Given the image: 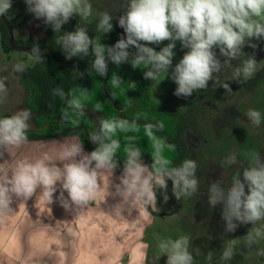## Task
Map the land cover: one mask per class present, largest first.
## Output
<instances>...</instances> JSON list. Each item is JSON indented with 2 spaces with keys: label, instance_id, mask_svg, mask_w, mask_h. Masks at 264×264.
Wrapping results in <instances>:
<instances>
[{
  "label": "clouds",
  "instance_id": "obj_1",
  "mask_svg": "<svg viewBox=\"0 0 264 264\" xmlns=\"http://www.w3.org/2000/svg\"><path fill=\"white\" fill-rule=\"evenodd\" d=\"M26 11L35 19L50 26L55 34H60L57 43L62 47L66 60L78 56H91V71L101 77L108 74V64L117 66L130 63L135 68L144 66V78L155 81L162 74L169 75L176 84L174 95L191 97L197 90L205 89L214 74L230 70V80L241 83L251 78L257 68L255 53H246L247 46L256 49L253 41H264V0H126L121 14L115 18L109 11L99 13L97 31L103 34L113 30V20L123 29V35L114 45L101 43L97 37H90L83 26H76L74 31H62L72 18L79 17L87 21L93 14L90 0H23ZM13 0H0V16H6L12 9ZM168 43L157 51L149 45ZM177 41L187 51L173 65L174 49ZM134 48L132 52L130 49ZM216 49L219 51L217 55ZM28 56L42 62L43 55L39 45L29 50ZM223 57V60L220 59ZM233 61H240L233 64ZM24 60H17L12 66L14 73L26 70ZM141 69V68H140ZM84 73H79L82 77ZM113 89L122 87L124 80L115 72L110 78ZM130 82L129 89L136 88ZM226 91H231L230 83H224ZM89 90L83 87L52 89V95L58 96L65 103L61 113L62 123L80 124L78 117L85 115ZM8 94L5 79L0 78V103ZM113 99L116 92L111 93ZM97 112L102 106L95 105ZM31 112L20 109L11 115L0 118V159L10 154L11 149L28 142ZM141 116L137 113L129 120L123 117H98L97 128L89 134V140L96 145L91 152H86L78 138L65 139L56 157L44 153L35 160L19 159L10 169H0V217L14 212V201L28 200L34 195L42 196L48 204L53 202V194L59 189L57 199L61 205L73 212H78L94 201L101 191L100 173L113 174L120 167L118 154L123 150V171L108 188V195L119 197L113 211L119 215L127 208L129 213L137 206L151 207L157 202V193H163V200L168 201V181L172 184V195L180 200L192 197L199 190L197 162L184 159L173 165L165 151H175L176 146L157 133L164 129V123L146 122L142 125L144 135L151 142L152 163L142 159L141 147L137 144ZM248 121L259 127L264 116L259 110L248 109ZM125 134L126 143L121 144L119 134ZM246 164L231 178L229 186L223 179L209 183L207 202L215 208L222 205L221 218L225 233H234L239 225L251 224L252 227L243 236L246 247H253L264 240V159L260 153H245ZM238 164V154L229 152L221 161L220 167L231 168ZM246 165V166H245ZM242 170V173L240 169ZM110 189H114L111 191ZM65 192L67 197H65ZM237 239L226 242L219 261H230L236 254ZM158 254L151 264H158L161 257H166L165 264H195L191 249V237L187 234L178 238L161 239L157 244ZM201 255L200 249L194 250ZM264 256V250L258 253ZM212 264L213 253L206 256Z\"/></svg>",
  "mask_w": 264,
  "mask_h": 264
},
{
  "label": "rangeland",
  "instance_id": "obj_2",
  "mask_svg": "<svg viewBox=\"0 0 264 264\" xmlns=\"http://www.w3.org/2000/svg\"><path fill=\"white\" fill-rule=\"evenodd\" d=\"M93 6V14L89 19L97 16L96 5L112 9L117 17L121 14L126 4V0H90ZM25 7L14 1L11 11L6 15L10 20ZM42 21L35 18L30 19L24 26L14 29L15 39L28 36L40 38L43 34ZM123 33V29H120ZM258 45L256 49L245 47L243 50L252 54L255 53L257 68L255 73L264 65L263 41H253ZM168 41L160 45H149L157 51L164 47ZM184 49L177 41L174 49L175 56L173 63L176 64L184 55ZM217 55L219 51L216 49ZM27 51L12 50L9 54L4 53L0 36V78L5 79L8 94L0 103V118L12 114L17 110L24 109L26 91L19 82L20 76L24 73H14L12 66L17 60H24L26 70L33 66L36 61L30 59ZM223 60V57H220ZM240 61H233L238 64ZM25 70V71H26ZM254 73V74H255ZM231 71L222 70L214 74L210 81L214 87L221 82L230 79ZM176 84L169 75L162 74L157 80H150V90L154 102H166L175 97L179 104H185L189 97H177L174 95ZM23 99V100H22ZM256 109L264 116V78L252 91L243 88H234L227 91L221 98H206L199 102L190 127L185 130L184 138L188 147V159L197 162V171L203 167L210 169L219 166L220 161L229 153L238 154V164L231 168H219L216 176L203 178L206 181L215 182L223 179L226 186L231 182V178L239 170L240 165L246 164L245 153L256 151L264 159V120L259 127H254L248 121L246 112L248 109ZM30 130L34 131L35 126L31 121ZM209 166H211L209 168ZM220 167V166H219ZM242 173V168L240 169ZM213 178V179H212ZM167 202L163 200V193H157V202L148 210L155 209L164 215L156 216L147 227V235L150 234L152 240L175 239L180 235L187 234L191 237V249L193 251L195 264H208L207 253L212 251V264H264V256L259 255L260 250H264V240H260L253 247H246L243 236L252 227L251 224H241L234 233H225L224 221L221 218L222 205L212 208L205 202L208 195L192 197H182L177 200L172 195V184L168 181ZM264 224V221L257 222L256 226ZM230 239H237L236 254L230 261H219L226 242ZM200 249L201 255L196 256L194 250Z\"/></svg>",
  "mask_w": 264,
  "mask_h": 264
},
{
  "label": "trees",
  "instance_id": "obj_3",
  "mask_svg": "<svg viewBox=\"0 0 264 264\" xmlns=\"http://www.w3.org/2000/svg\"><path fill=\"white\" fill-rule=\"evenodd\" d=\"M14 1L21 3L25 7L14 18L9 20L15 29L24 26L34 17L26 11V5L23 0ZM95 9L97 11L96 17L88 19L87 21H83L79 17H74L63 26L62 31H74L76 26H83L87 28L90 37H97L101 40V43L112 46L123 35L120 32L121 28L118 26V21L116 19L113 20V30L106 34L97 31V23L99 13L101 12L109 11L113 15V18L115 16L117 17V15L110 8L96 5ZM41 27L43 34L40 38L28 36L26 39H21L19 37L15 39L16 44L31 47L37 44L39 47L48 45L51 46L55 56L58 58L65 61L75 59V57L71 60L65 59L62 47L56 42L60 34H55L51 27L46 26L43 22ZM0 36L2 49L4 53L9 54L13 49L9 44L7 26L1 18ZM261 45L264 46V41ZM130 51L134 52L135 49L132 48ZM42 55V62L36 61L19 78V82L26 91L24 109L30 110L32 114L30 121L35 126L34 131H28V140H46L76 135L82 141L86 152H91L95 149L96 145L88 137L97 128L98 117L111 118L116 116L131 120L135 118L137 113H143L146 114L147 119L141 116L139 120L141 124L139 133H129L127 135L137 136V144L143 152L142 159L144 163L149 165L152 163V148L151 142L144 135V129L142 127L144 123H155L157 121L164 123V129L158 132L157 135L166 138L168 143L176 146L175 151H165V155L172 160L174 166L178 165L184 159H188V147L184 133L192 124L199 102L206 98H221L225 95L227 91L223 87L224 83H230L231 89L243 88L247 91H252L264 78L263 65L251 78L241 83H236L228 79L214 87L209 82L205 89L194 92L185 104H179L175 100V97L170 101L158 103L152 100L150 80L144 78L143 73L145 70L143 65L140 66L141 69H134L130 63H123L117 66L109 62L107 76L101 77L91 71V60L81 58L72 64H65L54 61L47 50L42 51ZM88 56L92 57L91 53ZM173 65L175 64L173 63ZM113 72L124 80L122 87L119 89H113L111 86L110 78ZM79 73H84V75L80 77ZM130 82L136 83L137 86L135 89H129ZM78 86L89 90L85 115L78 117L81 121L78 126H74L71 123H62L61 113L66 105L58 96L52 95V89L60 87L67 92L69 89H75ZM113 91L116 92L115 99L111 96ZM97 103L102 106V111L97 112L95 110ZM119 138L122 145L126 143L125 134H119ZM123 155V150L121 149L117 157L120 163V167L116 169L118 172L123 171ZM219 168L221 167L217 165L210 169L203 167L200 171H197L196 175L200 183L199 190L195 195L202 197L208 195L209 183L212 181H206L203 178L206 176L208 178H214ZM207 199L205 202L208 204ZM157 215L161 216L164 214L158 213Z\"/></svg>",
  "mask_w": 264,
  "mask_h": 264
},
{
  "label": "crops",
  "instance_id": "obj_4",
  "mask_svg": "<svg viewBox=\"0 0 264 264\" xmlns=\"http://www.w3.org/2000/svg\"><path fill=\"white\" fill-rule=\"evenodd\" d=\"M73 137L79 139L71 135L28 140L6 153V160L0 159V169L10 170L15 161L35 160L44 153L55 161L61 142ZM121 174L116 169L113 174L102 171L100 193L78 212L61 205L59 189L51 204L39 190L27 201H14V212L0 217V264H151L159 241L147 235V227L160 211L137 206L130 213L127 208L121 215L115 213L120 198L107 190L111 181L119 183ZM165 261L161 257L158 264Z\"/></svg>",
  "mask_w": 264,
  "mask_h": 264
},
{
  "label": "water",
  "instance_id": "obj_5",
  "mask_svg": "<svg viewBox=\"0 0 264 264\" xmlns=\"http://www.w3.org/2000/svg\"><path fill=\"white\" fill-rule=\"evenodd\" d=\"M0 18L4 21V23L7 26V29H8V32H9V44H10V47L12 49H14V50L29 52V50L31 48H33V47L16 44L15 36H14V28L11 25L9 19L6 16H0ZM40 49H41V51L47 50L54 61L62 62V63H65V64H72V63H74L75 61H77L78 59H81V58H85V59H88V60H91V61L94 60V58L89 57V56H78V57H75V59H73L72 61H65V60H62V59L58 58L57 56H55L51 46L45 45V46L40 47Z\"/></svg>",
  "mask_w": 264,
  "mask_h": 264
}]
</instances>
